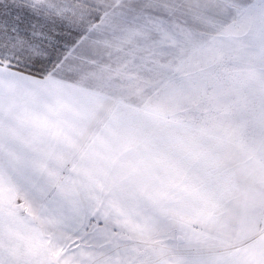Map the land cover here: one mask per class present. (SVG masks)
Instances as JSON below:
<instances>
[{
  "label": "snow or ice",
  "instance_id": "1",
  "mask_svg": "<svg viewBox=\"0 0 264 264\" xmlns=\"http://www.w3.org/2000/svg\"><path fill=\"white\" fill-rule=\"evenodd\" d=\"M0 264H264V0H0Z\"/></svg>",
  "mask_w": 264,
  "mask_h": 264
}]
</instances>
